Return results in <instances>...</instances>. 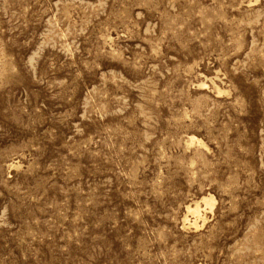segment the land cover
<instances>
[{"label": "rangeland", "instance_id": "1", "mask_svg": "<svg viewBox=\"0 0 264 264\" xmlns=\"http://www.w3.org/2000/svg\"><path fill=\"white\" fill-rule=\"evenodd\" d=\"M0 264H264V0H0Z\"/></svg>", "mask_w": 264, "mask_h": 264}, {"label": "bare ground", "instance_id": "2", "mask_svg": "<svg viewBox=\"0 0 264 264\" xmlns=\"http://www.w3.org/2000/svg\"><path fill=\"white\" fill-rule=\"evenodd\" d=\"M206 199V198H205ZM205 202H206V200H205ZM211 203V202H210ZM196 209V208H195ZM188 211H190V210H188Z\"/></svg>", "mask_w": 264, "mask_h": 264}]
</instances>
